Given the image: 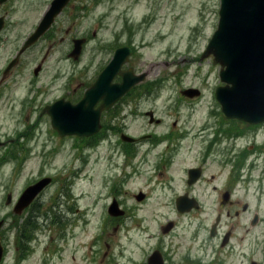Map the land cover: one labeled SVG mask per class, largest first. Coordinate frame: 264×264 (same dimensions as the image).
I'll list each match as a JSON object with an SVG mask.
<instances>
[{"label": "rangeland", "instance_id": "rangeland-1", "mask_svg": "<svg viewBox=\"0 0 264 264\" xmlns=\"http://www.w3.org/2000/svg\"><path fill=\"white\" fill-rule=\"evenodd\" d=\"M93 1L84 0L78 7L81 12L73 14L72 19L76 23L72 30L76 36L97 32L81 63L79 60H60L61 57L56 55L46 61L42 76L36 78L33 70L40 62H36V55L40 50L38 56L41 57L48 48V44H42L25 57L27 60L20 68L15 69L16 73H20L17 78L20 85L13 92H9L8 87L0 90V222H5L1 236H6L3 243H8L9 249L6 264H99L98 252L102 246L98 237L103 220L102 210L110 200L111 178L123 173L124 157L112 142L99 144L95 139L74 137H66L60 142L50 119L41 112L45 105L30 104L25 99L34 95L32 81L53 86L46 91L53 95L44 101L60 97L68 76L82 72L91 63L94 73L97 66L106 65L109 60L106 46L130 41L133 35L130 28L135 29L136 35H142V27L145 28V48L140 64L144 71L150 73L146 100L140 105L139 113L153 111L155 117L162 121L155 131H138L140 124L129 125L130 135L137 138L146 132H153L170 136V140L178 143L180 134L188 136L181 141L182 147L170 156L172 169L163 173V177L175 178L172 186L178 189H182L181 183L188 168L202 166L209 171L223 172L221 163L225 158L239 159L245 147H261L263 152L257 151L248 158L254 163L242 171L253 174L250 186L252 192H256L247 198L250 206L240 215L241 226L250 224L255 212L264 217V197L258 194L264 187V126L254 131L249 129L239 139L222 137L216 132L219 117L212 115L215 102L211 93L224 84L219 76L221 68L219 64L215 66L213 55L204 54L207 40L219 22L218 14L208 8L213 2L218 6L219 0H99V8L89 11ZM19 34L20 29L10 34L19 39L17 42L13 40L0 45V79L21 44ZM189 89H198L204 98L196 101L194 97H185L184 92ZM140 95L121 108L119 118L115 119L116 123L110 129L126 122L129 105L138 104ZM142 119L148 121L142 117L138 118V122L143 123ZM238 126V123L234 124L236 130L240 129ZM77 144L79 149L75 146ZM143 146L146 152L140 169L133 171L126 166V176L131 174L133 180L125 184L122 195L127 200V208L133 211L135 194L139 190L150 193L151 201L143 206L147 210L144 214L149 217L144 225L130 218L124 224L125 228L122 226L114 235L115 246L110 253L118 250V244L126 250L125 258L119 264H133L144 251H149L150 248L144 246H148L146 240L150 235L155 246L161 226L166 225V232L174 229L170 199L175 196L169 185L155 184L161 181L154 175V170L162 168V156L157 152H147L148 147ZM203 153L209 156L206 161L202 158ZM12 157L18 162L12 161ZM3 160L7 162L2 163ZM44 177L53 180L36 203L39 215L34 217L35 214L30 212L15 214L14 203L9 205L7 199L11 198L14 202L25 188ZM257 198L262 202H258ZM206 205L210 218L215 216L217 206L210 200L206 201ZM241 226L237 230L240 236L244 234ZM145 227L149 232L144 231ZM256 231L260 234L259 239L249 236L254 246L264 241V223ZM208 238L210 235L205 227L197 231L196 223L185 217L170 235L171 243L178 250L176 259L183 260L181 254L188 252L193 260H211L220 240L211 241ZM188 262L191 263L189 259Z\"/></svg>", "mask_w": 264, "mask_h": 264}, {"label": "flooded vegetation", "instance_id": "flooded-vegetation-1", "mask_svg": "<svg viewBox=\"0 0 264 264\" xmlns=\"http://www.w3.org/2000/svg\"><path fill=\"white\" fill-rule=\"evenodd\" d=\"M54 1L55 0H0V45L8 44L13 40L17 42L19 39H14L13 36H10V34H12L16 29H20V34L18 36L21 39V44L16 51L15 57L7 64L5 70L3 71V76L0 79V90L8 87V91L13 92L20 85V79H17L18 76H20V73H16V70L22 66L24 61L26 62L27 59H25V57L36 47H41L42 44H48V48L46 51L42 52L41 57L38 56L40 53L39 50L36 55L37 58L35 57L36 62L40 61L37 67L33 70V76L36 78L42 76L46 61H50L52 58H55L56 55L61 57L60 60L71 59L73 62H78V60L76 61L72 59L70 55L74 50L75 41L85 40L83 53L79 59V63H81L85 53L87 52V47L92 42V37H95L97 33L93 32L92 35L88 36H76V34L72 31L73 25L76 24L75 22H72L73 14L81 12L78 10V7L83 4L84 0H70L63 8L62 12L55 18L54 23L45 32V34L34 45L23 52L27 42L41 26L46 14L52 8ZM99 6L100 1L94 0L89 11H96ZM129 31L133 34L130 41L124 42L123 44L114 43L106 46V52L109 56V60L106 65L97 66V70L94 73V68L92 67L93 63H91V65H88L85 69L81 70L82 72H74L68 76L63 84V94L60 97H54L50 102L44 101V99L53 95L51 92H46L48 89H53V86L45 82L38 83L37 81H32L33 85L31 90H33L34 95L33 97L28 96L25 99L30 104L40 103L45 105L41 108V112L50 119L52 129L57 135L58 140L61 142L66 140V137H61L54 129L52 125V116L46 112V110L60 101H64V103L59 106H67V109H69V105L76 106L85 100L86 94L99 80L102 72L107 67L111 59L114 58L118 50L128 48L131 51V55L128 57L127 62L121 67L120 73L115 75L112 84H123L124 78L126 75H129L128 73H131L137 78H141L143 76L145 77L144 81L136 84L122 98L117 100L110 109L101 112V129L98 134L89 138H84L86 140L95 139L99 144L107 142L114 143L119 149L120 155L124 157L125 162V165L122 167V175H114V177L110 180V200L108 205L102 210L103 220L100 235L98 237L102 246L98 252L99 264H119L120 260L125 258L124 253L126 250L121 244H118V250L115 253H110L115 246L114 235L122 226L125 228L124 224L129 221L130 218H133L136 223L144 225L146 218L149 217V215L144 214L147 210L144 209L143 206L151 201L152 198L150 193L139 190L137 194L144 197L141 201L137 199L138 195L135 194L136 204L132 205L133 211L127 208V200L124 195H122V190L125 188V184L133 180V176L131 174L126 176L127 167L134 171L137 168L140 169L143 162V155L146 152V150H143V144L148 147L147 152H157L162 156V168H156L154 170V175L159 177L161 181L156 182L155 184H158L159 186H170L175 196L170 199V204L172 206L171 213L175 219L172 221V226L174 228L172 231L166 232V229L164 228L166 225L161 226L160 233H158V236L156 237L158 243L155 246L152 244L153 237L150 235V238L146 240L148 246H144L146 248H150V250L144 251L142 257L138 261H134L133 264H151L153 256L156 255H159L156 256V258L160 257L163 264H264V241L262 240V242L260 241L256 246H254L251 243L252 238L249 237L252 236L259 239L260 234L256 230L259 225L264 223V217L262 218L259 212H255L253 220L250 224H244L242 226L240 219V215L243 212L248 211L250 206L247 198L256 192V190L252 192V188L250 186V182L254 177L252 173L227 172L223 169H221L223 172L218 171V173H216L214 172L215 170L209 171L207 167L196 166V169H192L191 167L188 168L186 177L182 180V189H178L177 187L172 186L175 178L166 176L163 177V173L166 174L168 170L172 169L170 156L171 154H174L177 149L181 148L179 146L180 143L176 144L170 140V136L160 135L153 132H146L137 138L130 135L128 131L129 125L140 124L138 131L144 129H147L148 131H155L157 127L161 126L162 121L161 119L155 117L153 111L139 113L140 105L146 100L148 89L147 83L150 76L149 71H144L141 68L142 64H140V59L144 55L143 49L145 48V28L142 27V35H136L134 28H130ZM149 34L150 33L148 32V35ZM15 59H18L17 65L9 70V65ZM121 73H124L125 76ZM143 92H145V94L140 95ZM138 95H140V102L134 106L132 104L129 105V111L125 114L126 122L122 123V125L118 127L110 129V127H112L111 125L116 123L115 119L119 118L121 108L127 105ZM32 99L33 101L30 102ZM103 101L104 99L100 98L94 106V110H98L102 106ZM40 104L36 107L37 109L40 108ZM57 108L53 111V114L55 115L69 111L65 109L61 112L60 110L62 109H59L58 111ZM141 116L146 117L148 121H146V119H142L143 123L138 122V118H142ZM68 118H70V120L73 119L72 116H68ZM23 135L26 137L25 133H23ZM180 135L185 136V134ZM90 145L92 146V144ZM75 146L79 149L78 144ZM54 152H56V150H54ZM203 160L206 161V159ZM81 170L82 169H80V171ZM191 170L196 171L192 179L190 176ZM224 172L226 173L224 174ZM48 179L49 178L46 177L38 178L33 185H37ZM190 180H192V184H190ZM44 187L45 186L43 185L40 186V195L35 198L21 214L17 215L26 214L28 212H30V214H35L34 217L39 215L36 213L35 207L38 200L48 188L47 187L43 190ZM28 188H25L21 195L14 200V202H12L11 198L7 199L10 203L9 205L14 203V213L16 212L15 209L18 202ZM171 190L169 191L171 192ZM258 194L261 197H264V187L260 188ZM207 200L212 201L218 208L217 214L211 218L206 205ZM257 201L262 202V199L257 198ZM114 203H117L119 206L117 211H115L117 213L112 212L110 209ZM119 212H123V215H119ZM185 217L192 220L193 223H196L197 231H200L202 227H205L206 232L210 235L208 240H220L218 245H216L213 250V252H215L212 254L211 260H193L188 252L181 254V258H183V260L176 259L178 250L171 243L170 235L173 233L175 228L179 227L181 221L184 222ZM4 225L5 222L1 221L0 241L4 249V256L0 264H6L9 259L8 243H3L6 236H1V231ZM240 226L244 230V234L241 236L237 231ZM144 229H146L144 230L145 232H149L148 228L145 227ZM24 236L26 237V235ZM263 236L264 232H262V238ZM19 250L22 251L21 246H19ZM22 254V258L25 259L26 256L23 251ZM188 259L191 263L188 262Z\"/></svg>", "mask_w": 264, "mask_h": 264}, {"label": "water", "instance_id": "water-1", "mask_svg": "<svg viewBox=\"0 0 264 264\" xmlns=\"http://www.w3.org/2000/svg\"><path fill=\"white\" fill-rule=\"evenodd\" d=\"M69 1H54L52 8L46 14L41 26L27 42L23 52L45 34ZM220 5L218 28L204 56L213 55L214 64H219L222 68L220 71L221 80L233 84V87L219 88L216 94L217 99L221 103L223 113L227 118L241 119L250 124L263 122L264 0H220ZM84 44L85 40L75 41L74 50L70 57L76 61L79 60ZM130 55L131 51L128 48L118 50L110 64L102 72L99 80L86 94V99L80 104L76 106L69 105V109H67V106H59L64 103V101H60L46 110L52 116V125L61 137H91L97 134L101 129V112L110 109L117 100L122 98L136 84L144 81V76L137 78L128 73L129 75L124 78L123 84H112L115 75L120 73L121 67L127 62ZM17 62L18 59H15L8 69L10 70L17 65ZM121 74L125 76L124 73ZM237 82H259L260 85L256 88L255 93L246 94L244 89L247 86L238 88L235 85ZM198 93V91L190 90L186 95L193 97ZM240 95H242L243 101L240 105H235V102H239L238 97ZM100 98L104 99L103 104L98 110H94V106ZM56 108L58 111L62 109L61 112L65 109L69 111L55 115L53 111ZM68 116H72L73 119L70 120ZM49 183L50 180L49 182L46 180L30 187L18 202L15 209L16 213L21 214L40 193V186H47ZM143 198V196H139L137 199L141 201ZM114 209H116V205H112L111 211L114 212ZM2 256L3 247L0 242V261ZM156 256H153L151 264H163L162 259L160 257L156 258Z\"/></svg>", "mask_w": 264, "mask_h": 264}, {"label": "bare ground", "instance_id": "bare-ground-1", "mask_svg": "<svg viewBox=\"0 0 264 264\" xmlns=\"http://www.w3.org/2000/svg\"><path fill=\"white\" fill-rule=\"evenodd\" d=\"M194 100V99H193ZM196 101H200L199 99H197ZM212 115H214V112H215V108H213V110H212Z\"/></svg>", "mask_w": 264, "mask_h": 264}, {"label": "trees", "instance_id": "trees-1", "mask_svg": "<svg viewBox=\"0 0 264 264\" xmlns=\"http://www.w3.org/2000/svg\"><path fill=\"white\" fill-rule=\"evenodd\" d=\"M218 114V113H217ZM221 120H223L222 118H221ZM224 122H225V120H223ZM245 131V130H244Z\"/></svg>", "mask_w": 264, "mask_h": 264}]
</instances>
